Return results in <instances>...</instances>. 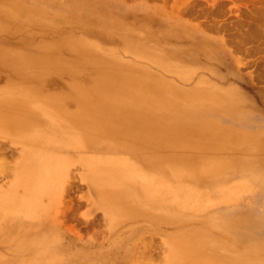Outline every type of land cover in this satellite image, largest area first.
<instances>
[{"label":"rangeland","instance_id":"374dc122","mask_svg":"<svg viewBox=\"0 0 264 264\" xmlns=\"http://www.w3.org/2000/svg\"><path fill=\"white\" fill-rule=\"evenodd\" d=\"M0 52L63 64L0 60L36 119L0 132V264H264V0H0Z\"/></svg>","mask_w":264,"mask_h":264},{"label":"bare ground","instance_id":"6f19581e","mask_svg":"<svg viewBox=\"0 0 264 264\" xmlns=\"http://www.w3.org/2000/svg\"><path fill=\"white\" fill-rule=\"evenodd\" d=\"M36 50V49H35ZM38 50V49H37ZM47 50V49H45ZM44 50V51H45ZM39 52V50H38ZM36 52V53H38ZM43 54V53H42ZM51 54V53H50ZM42 57V58H41ZM54 59V58H53ZM0 60L2 61H6L9 62L11 64H15L17 65L19 63L22 64V66H30V65H34V63L37 66L40 67H56V66H60L62 67L63 64L62 62H59L57 60H52V59H47L46 57L44 58V54L43 56L39 55H33L28 52H21V53H11V54H5V53H1L0 52ZM94 64V63H93ZM92 64V65H93ZM98 64V63H97ZM95 67L94 65H86V67ZM103 66V65H102ZM101 67V66H99ZM96 68V67H95ZM108 68V67H107ZM97 71L100 75L104 76V77H109L111 74L107 72V70L105 69H100V68H96ZM110 69V68H108ZM111 71V70H110ZM112 73V71H111ZM95 75V73H94ZM96 76V75H95ZM99 76V75H98ZM101 76V77H102ZM34 81V80H32ZM126 81H130V79H126ZM42 83V89L39 93L43 96V98L47 99L46 103H49L51 106H55L59 112L61 114H64L66 116L65 119H67L68 125L70 123L73 124V121L75 120L74 118H76L78 115H76V113H73L72 110L74 109H79L78 107L81 108H86V106H88L86 103L79 101V99L75 96V94L73 93V88L71 85L67 84L65 85L64 83H62L60 80H53L50 82H45L44 81H40ZM102 88H105L108 90L109 87L104 85L103 83L101 84H97ZM20 86V85H19ZM21 87V86H20ZM28 87V86H27ZM27 87H24L27 88ZM17 88V87H16ZM31 88V87H30ZM16 89H14L15 91ZM23 90V89H22ZM23 92V91H22ZM6 93H10L9 91L5 92V93H0V132L1 133H5L9 136H11L13 139H15L16 141H22L23 140V135L24 132L27 131L28 129H32L34 127V123H36V119L34 117V114H32V112L30 111V104L32 103V98L33 95L35 94V92L32 89H28L27 91L24 92V94L22 95L20 100H14V98H12L11 96H9ZM13 93V92H12ZM56 112V111H55ZM39 113V112H38ZM59 114V113H57ZM41 116V114L39 115ZM62 116V115H61ZM63 117V116H62ZM64 118V117H63ZM40 120V119H39ZM114 120V119H113ZM112 119L109 121H113ZM127 120L129 121V119L127 118ZM115 121V120H114ZM120 121V120H119ZM123 121V120H122ZM131 123H133L134 125H139V124H143V120H137L134 119L130 121ZM92 123L94 124V126L96 128H98L99 130L103 129L105 124L107 123L106 120L100 119V118H92ZM130 123V124H131ZM60 125V124H59ZM132 125V124H131ZM26 133V132H25ZM105 135L108 136H112V137H118V138H122L124 137L122 134V129H120V127L117 128H113V129H107L106 133H104ZM126 137H128L129 139L131 137H135L131 134H128ZM223 137V136H222ZM134 141H142L144 140V136L143 137H137L132 139ZM30 141V139L28 140V142ZM35 141V140H34ZM27 142V141H26ZM30 143V142H29ZM34 143V142H33ZM35 148V147H34ZM37 148V147H36ZM32 149V148H31ZM24 150V149H23ZM32 151V150H31ZM26 152V151H25ZM28 154V152H26ZM32 153V152H31ZM33 154V153H32ZM48 168V167H46ZM46 168H44L45 170H47ZM50 168H48L49 170ZM51 172V169H50ZM17 173V172H16ZM47 174V173H46ZM50 174V173H49ZM47 176V175H46ZM49 176V175H48ZM45 177V176H44ZM46 178V177H45ZM45 180V179H44ZM43 180V181H44ZM53 180V179H52ZM46 181V180H45ZM50 184V180H47ZM16 182V181H15ZM23 183V182H22ZM27 183V182H26ZM53 183V181H52ZM18 183H16L17 185ZM30 184V183H29ZM44 184V183H43ZM48 184V185H49ZM54 184V183H53ZM47 185V186H48ZM32 186V185H31ZM46 186V187H47ZM17 187V186H16ZM41 187V186H40ZM44 187V186H43ZM15 189V188H14ZM27 189V188H26ZM41 189V188H40ZM13 191V190H12ZM39 191V190H37ZM36 191V192H37ZM42 191V189H41ZM40 191V192H41ZM34 192V193H36ZM43 192V191H42ZM19 193V192H18ZM17 193V194H18ZM37 194V193H36ZM111 194V197H115L116 201H118V203L124 199V194ZM13 195H15V193H13ZM34 195V194H33ZM39 195V193L37 194ZM43 195V194H42ZM9 196V195H8ZM7 196V197H8ZM36 196V195H35ZM34 196V197H35ZM1 197V196H0ZM39 197V196H38ZM6 198V197H5ZM3 199L4 202L2 204H0V211L2 209H5L6 205L9 204V202L11 201L12 198H7V199ZM33 197H30V199ZM34 199V198H33ZM36 199V198H35ZM37 200V199H36ZM39 200V198H38ZM17 201V200H16ZM36 202V201H35ZM1 203V202H0ZM28 203V202H27ZM31 204V202H29ZM36 204V203H33ZM26 205V204H25ZM11 203H10V207H11ZM30 207V206H29ZM26 208H28L26 206ZM25 208V209H26ZM1 217V216H0ZM195 264V263H194Z\"/></svg>","mask_w":264,"mask_h":264}]
</instances>
